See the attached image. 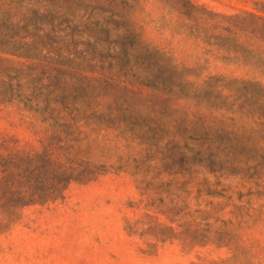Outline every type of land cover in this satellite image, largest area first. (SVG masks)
Returning a JSON list of instances; mask_svg holds the SVG:
<instances>
[{"label": "rangeland", "instance_id": "1", "mask_svg": "<svg viewBox=\"0 0 264 264\" xmlns=\"http://www.w3.org/2000/svg\"><path fill=\"white\" fill-rule=\"evenodd\" d=\"M0 29L40 50L9 93L87 115L0 103V264H264V0H0Z\"/></svg>", "mask_w": 264, "mask_h": 264}, {"label": "trees", "instance_id": "2", "mask_svg": "<svg viewBox=\"0 0 264 264\" xmlns=\"http://www.w3.org/2000/svg\"><path fill=\"white\" fill-rule=\"evenodd\" d=\"M6 54H14L18 57H25L30 59L37 58V56L40 55L39 43L26 41V35H20V33L11 35L0 29V59L3 58V55ZM259 61L260 63H255L256 67L264 71V58H260ZM10 79L11 77H9L8 80L5 77L0 76V103L11 104L16 102L18 104H23L25 108H27V112L31 113V115L34 117L40 118L41 121H64L68 124H76L79 122L78 117L85 118L87 116L80 108L81 103H83V101L81 100L75 101V103H73L74 106L68 112L62 113L56 112L57 109L53 108L52 104L56 101L49 94L45 96H26L21 90V85L18 86L17 93H9L8 90H12L13 88ZM244 83H247L254 87H259L257 89L264 91V85L258 81H244ZM28 102L30 105H27ZM42 104H45V106L40 107ZM260 117L263 119L260 125L264 127V111L261 113ZM258 144L259 143L257 142V144H252L251 146L252 148L258 149L260 148L259 145L261 146L262 158L264 160V145ZM186 150H190V147L186 146ZM5 161L7 163L5 165L7 168L11 166L18 167V165L15 163V161L17 160L13 159V157L8 158ZM54 166L55 172L57 174L56 177L59 181L71 179L78 180L79 178H81L79 176H86L89 174L87 171V167H84V169L78 171L79 173H77V176L74 175L72 171L77 169L67 167V165L60 159L54 160ZM70 169L72 171H70ZM19 175L20 174H16L13 170L10 171L8 175L4 177V179H6L5 188L9 189L11 186L9 185V181L13 180V178Z\"/></svg>", "mask_w": 264, "mask_h": 264}]
</instances>
